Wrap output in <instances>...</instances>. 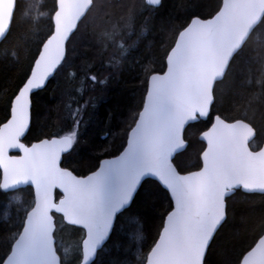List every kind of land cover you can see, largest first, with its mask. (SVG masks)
I'll use <instances>...</instances> for the list:
<instances>
[{
    "label": "snow or ice",
    "instance_id": "snow-or-ice-1",
    "mask_svg": "<svg viewBox=\"0 0 264 264\" xmlns=\"http://www.w3.org/2000/svg\"><path fill=\"white\" fill-rule=\"evenodd\" d=\"M25 7L0 0V65L21 70L0 86V264H104L110 245L126 253L110 264H209L232 199L264 195V0H186L139 60L163 0H51L38 36ZM125 67L139 95L98 143L92 94ZM60 76L68 126L31 142L35 97ZM137 205L162 209L150 244ZM233 239L225 264H264V212Z\"/></svg>",
    "mask_w": 264,
    "mask_h": 264
},
{
    "label": "trees",
    "instance_id": "trees-1",
    "mask_svg": "<svg viewBox=\"0 0 264 264\" xmlns=\"http://www.w3.org/2000/svg\"><path fill=\"white\" fill-rule=\"evenodd\" d=\"M112 3L118 4L120 0H111ZM164 9L161 11L160 17L157 19V30L146 34L143 43L138 51L134 53L136 60L142 59L150 55L148 46L156 43L161 38L159 26L170 17L175 19L177 15H182L183 11L181 4L186 3V0H163ZM202 5L211 6L214 0H199ZM26 7L25 13H29L27 6L31 5L30 14L25 16L24 20H18V23L23 24V31L29 36H38L42 34L44 17L40 18L37 23L35 17L37 9L46 11L51 5V0H24ZM210 10L206 8L205 11ZM119 13V9L115 10ZM139 30V26L138 29ZM87 43L77 37V40L72 45L77 50V55L84 52L86 49L82 44ZM2 50V49H0ZM130 63H134L130 60ZM19 69H13L10 66L0 65V86L8 83L10 79L18 76ZM107 76V74L105 73ZM109 82L103 85L102 91H96L92 94L95 107L89 109L90 115L86 117L87 135L96 140L98 143L106 135L109 127L115 131L116 127L122 122L127 115L128 105L134 97H138L140 84L137 77L135 67H125L121 72H117L113 76L108 77ZM63 76L57 77L55 81L45 90L35 97L33 109V132L28 137L31 142L37 141L45 133L60 132L68 126L69 121L66 119L67 113L65 109V97L62 95L58 84L62 83ZM228 103L221 105V111L228 114ZM2 118V114H0ZM110 142H111V138ZM193 156L192 150L189 152ZM91 160H82L79 155H74L71 161V167L77 172H87L92 163L95 162V153L90 154ZM133 211L140 213L144 223L145 243L150 244L155 236L159 226L160 208H153L149 205H137ZM264 212V195L261 194H240L236 195L230 202V221L220 234L216 244L208 256L209 264H225L227 259L226 253L232 245L236 243L233 239L234 233L237 232L242 221L250 215H258ZM136 223H122L120 229L126 230L130 235L135 232ZM126 253L121 252L113 245L102 257L104 264H110V261L116 258H125Z\"/></svg>",
    "mask_w": 264,
    "mask_h": 264
},
{
    "label": "water",
    "instance_id": "water-1",
    "mask_svg": "<svg viewBox=\"0 0 264 264\" xmlns=\"http://www.w3.org/2000/svg\"><path fill=\"white\" fill-rule=\"evenodd\" d=\"M36 142V141H35ZM254 194V193H253ZM257 194H259V193H257Z\"/></svg>",
    "mask_w": 264,
    "mask_h": 264
}]
</instances>
